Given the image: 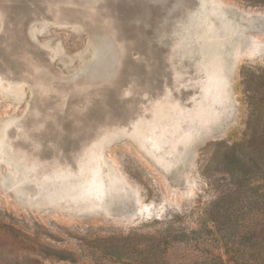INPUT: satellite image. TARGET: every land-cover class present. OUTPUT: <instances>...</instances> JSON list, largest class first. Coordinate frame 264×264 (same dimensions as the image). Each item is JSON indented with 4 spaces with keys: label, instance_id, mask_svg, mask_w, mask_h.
<instances>
[{
    "label": "rangeland",
    "instance_id": "374dc122",
    "mask_svg": "<svg viewBox=\"0 0 264 264\" xmlns=\"http://www.w3.org/2000/svg\"><path fill=\"white\" fill-rule=\"evenodd\" d=\"M2 158L0 264H264V0H0Z\"/></svg>",
    "mask_w": 264,
    "mask_h": 264
},
{
    "label": "bare ground",
    "instance_id": "6f19581e",
    "mask_svg": "<svg viewBox=\"0 0 264 264\" xmlns=\"http://www.w3.org/2000/svg\"><path fill=\"white\" fill-rule=\"evenodd\" d=\"M94 29H97V27L95 26ZM101 36H108V37L112 38V37L109 36V35H101ZM101 36H98V37L94 38L93 41H91L90 46H91V48H92V54H91V56H90L89 58H87V59L81 64V66L75 71V73H74L73 76H72L73 80H75V81L78 80L79 77L82 76V75H87L88 77H92V78H93V77H106V76H91L90 74H88V73H90V72L96 70V65L99 63L100 59L102 58V56H103L104 53H105V48H104V46L98 43V40H100L99 37H101ZM112 40L115 41L113 38H112ZM116 45H117V43H116ZM117 48H118V45H117ZM118 50H119V48H118ZM119 51H120V50H119ZM90 60H91V61H90ZM89 61H90V62H89ZM40 77H41L42 79H44V80L46 79V77H44V76H42V75H40ZM163 104H164V103H163ZM175 105H176V104H174V103H172V102H170V104L167 103V104H165L164 109H166L167 106H170V107H173V106H174V107H175ZM164 109H163L161 112H163ZM161 112H159V113H161ZM205 115H206V114H205Z\"/></svg>",
    "mask_w": 264,
    "mask_h": 264
},
{
    "label": "water",
    "instance_id": "95a60500",
    "mask_svg": "<svg viewBox=\"0 0 264 264\" xmlns=\"http://www.w3.org/2000/svg\"><path fill=\"white\" fill-rule=\"evenodd\" d=\"M208 1H209V0H197V2H198V3L200 4V6H202V7L206 6L207 3H208ZM221 79H222L223 89L225 90V82H224V79H223V75H222ZM221 108H224V104H223V106H222ZM211 122H213V121H211ZM211 122H210V123H211ZM14 123H15V122H14ZM14 123H12V124H14ZM0 161H5V162L9 165L10 169L13 168V167L15 168V166L13 165V163H11L10 161L6 160L5 158L0 159ZM107 189H108V186H106V192H107ZM104 196H105V195H101V196H100L99 201H98L97 203H95L94 208L97 207V206H99V205L101 204V202H102L103 199H104ZM33 201H35L34 203H43V204H48V205L58 206V207H60V208H62V209H64V210L71 209V208L64 207L63 205L50 204V203H45V202H39V201H36L35 199H34ZM91 208H93V207H91ZM77 210H82V209H77Z\"/></svg>",
    "mask_w": 264,
    "mask_h": 264
}]
</instances>
